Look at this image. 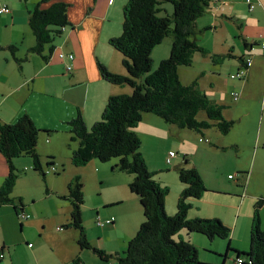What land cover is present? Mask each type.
Masks as SVG:
<instances>
[{
	"label": "crops",
	"instance_id": "obj_1",
	"mask_svg": "<svg viewBox=\"0 0 264 264\" xmlns=\"http://www.w3.org/2000/svg\"><path fill=\"white\" fill-rule=\"evenodd\" d=\"M64 1L71 4L69 20L72 26L65 28L62 35L54 40L53 51L46 47L43 54L39 55L30 52L37 42L28 21L30 12L39 0H0V7L7 6L10 9L9 13H0V45L17 47V58L26 59V62L18 64L9 51L0 54V124L15 123L26 115L33 120L40 130L37 152L43 170L47 172L45 180L42 177L44 182H36L41 174L34 170L33 160L30 157L14 159L13 165L20 176L13 197L21 198L24 212L30 218L20 219L19 211L13 205L0 206V244L6 254L0 264H119L114 259L103 260L94 249L107 254L121 253L145 220L138 197L129 189L132 178H121L122 182H106L110 178L109 166L98 160L78 167L79 170H71L70 182L67 178L66 182H56L55 178L47 179L48 174L56 173L49 168L51 165L62 166L64 169L74 167L72 152L80 144L79 141L70 144L72 135L69 122L77 117L78 112L83 114L88 127H91L101 119L109 97L132 93L129 86H116L104 81L98 67L100 62L112 73L128 75L122 54L112 49L109 41L122 34L123 12L129 0ZM251 2L255 4L253 11H249L248 0H211L208 11L197 21L198 43L211 54L231 55V58L214 63L210 57L199 54L204 59L201 67L196 68V54L193 65L180 67L179 74L185 85L198 80L201 89L208 96L209 92L214 93L211 99L225 107L224 116L228 120H244L243 116L249 110L253 115L258 106L262 108L260 117L255 118L256 129L252 133H249V127L246 131L244 127V130L229 141L220 134L212 136L216 144L222 142L224 146L229 142V147L236 148L238 152L249 147L257 157L264 151V0ZM171 44L172 40L154 51L158 57L166 58ZM61 53L75 56L70 73L66 70L70 61L62 60ZM47 57L48 60L45 59ZM240 57L250 58L253 65L245 78L237 80L231 76L237 74L241 68ZM228 60L236 63L231 62L230 67L226 68V79L221 71L225 63L230 62ZM183 68L193 70H181ZM183 74L188 78L186 82L182 79ZM201 78L211 79L209 87L207 82H200ZM233 92L239 94L238 105L231 98ZM234 108L240 111L231 113ZM140 124L135 131L142 139V147L145 132L150 134L158 131L169 136L170 145L165 147V152L158 159L160 164L157 168L150 163L146 152L142 151L149 169L154 173L161 172L158 168L164 167V163L167 164V157L173 152L174 139L185 142L197 140V135L190 130L164 124L160 118L150 113L144 115ZM250 134L254 137L252 144H249ZM204 147L207 151L213 150V147ZM185 154L183 156H188ZM175 158L172 162L178 164ZM50 162L52 164L48 165ZM194 167L201 174L199 168ZM9 172V164L0 153V188ZM111 172L118 171L113 168ZM91 174L101 182H88ZM76 176H80L84 183L85 197L93 192L102 197L99 202L89 207L85 205L84 197L83 226L91 246L88 249L80 246L79 231L67 227L73 208L65 197ZM201 176L204 179L203 174ZM21 179H26V182H19ZM159 180L165 178L160 176ZM184 188L182 184L180 190H174L173 194H178V198ZM235 192L239 194V191ZM210 197L206 194L202 200H192L189 217L220 219L232 229L231 247L237 251L248 252L254 213V210L251 213L250 200L245 202L242 199L241 202L223 204L218 199L211 200ZM176 200L173 196L166 200V211L170 215L176 212ZM220 207H224L225 211H217ZM261 210L264 229V212ZM98 218L114 219V222L99 227ZM195 235L197 234L185 237L193 244L196 242L205 247L204 252L207 254L201 256L199 253L202 264H235V253H227V250L224 252V247L220 249L214 244L203 245Z\"/></svg>",
	"mask_w": 264,
	"mask_h": 264
},
{
	"label": "trees",
	"instance_id": "obj_2",
	"mask_svg": "<svg viewBox=\"0 0 264 264\" xmlns=\"http://www.w3.org/2000/svg\"><path fill=\"white\" fill-rule=\"evenodd\" d=\"M165 3L173 5L172 14L167 12ZM210 3L211 0H129L123 12L122 35L110 40L111 47L122 54L128 75L112 73L100 62L98 67L104 81L111 85L129 86L132 93L109 97L101 119L91 127H88L80 111L69 122L72 140L80 144L72 152V164L83 167L93 160L108 163L119 159L114 168L133 176L129 189L138 197L144 214L145 220L137 234L121 253L107 254L94 249L103 260L114 259L119 264H202L199 250L185 237L200 234L209 241H229L227 253H235V264L239 259L242 264H264V229L260 215L264 199L258 198L254 206L250 250H234L231 247L232 229L220 219L189 217L191 201L202 199L208 189L199 171L190 166L187 158L185 166L179 169V179L185 188L179 196L177 212L173 215L167 213L169 188L154 180L155 173L148 167L141 151L142 141L135 131L144 114L150 113L167 124L204 136L203 131L212 127L225 136L232 132L236 121L226 119L225 107L212 100L201 89L198 80L185 85L179 74L180 67L193 65L196 54L210 57L214 63L231 58V55L211 54L198 43L197 21L208 11ZM70 8L71 4L64 0H39L28 19L37 42L30 49L31 53L42 55L46 47L54 50V40L62 35L65 28L72 26ZM163 10L166 15H162ZM166 39L172 40L170 55L152 72L153 50ZM3 51H9L18 64L26 62V59L17 58L18 48L15 46L0 45V54ZM248 60L251 59L239 58L240 70L248 68ZM73 62L70 61V64ZM201 111L206 113L207 121L198 119ZM39 135L40 130L27 115L15 123L0 124V153L10 168L0 188V206H15L20 219L25 212L21 198L13 197L20 176L13 161L30 157L34 170L45 180L47 172L43 170L37 152ZM84 197V183L80 176H76L65 197L73 208L67 227L79 231V244L88 249L91 246L83 226Z\"/></svg>",
	"mask_w": 264,
	"mask_h": 264
},
{
	"label": "rangeland",
	"instance_id": "obj_3",
	"mask_svg": "<svg viewBox=\"0 0 264 264\" xmlns=\"http://www.w3.org/2000/svg\"><path fill=\"white\" fill-rule=\"evenodd\" d=\"M164 5L169 14H172L174 12V7L171 3H165ZM162 15H166L165 10H163ZM123 19H124V13H123ZM121 35L122 34H120V36ZM120 36H115L113 38H117ZM170 40L171 39H166L165 41H163L162 44L158 45L154 50L155 51L159 50L160 48L164 47L166 44H169ZM109 44H110V41H109ZM154 50L152 53V57L154 60L152 72L158 68L161 61H163L164 59H167L170 55V52H169L166 58H160L158 57V54ZM117 54L121 57L119 53ZM203 59L204 58L198 54V57L196 58V65H195L196 68L201 67V63L203 62ZM231 62L236 63V61H230V62H226L225 65L223 66V69L221 71V73H223V78L227 79V74H225V70L226 68L230 67ZM202 69L204 68L202 67ZM66 70L68 73L72 71V70L69 71L67 69V66H66ZM181 70L190 71L193 69L183 68ZM183 76L184 78L182 79L184 82H186L188 78L184 74L182 75V77ZM235 79L239 80V78H235ZM207 80L204 78H201L200 82L202 81L203 83L207 82L206 83L207 87H209L208 85L211 79L208 78ZM214 95H215L214 93L209 92L210 98L213 97ZM231 98L234 99L233 96H231ZM234 100H235L234 102L237 103L238 102L237 100H239V98L237 100L236 99ZM238 104L239 103H237V105ZM261 110L262 108L258 106L257 109L254 111L253 115H251L252 113L249 110L247 115L243 116L245 118L244 120L239 121L238 118H236L235 119L236 125L234 126L232 132L227 136L220 134L218 129L212 127L210 129H205L203 131L205 133V136L197 133L196 131H190L192 134L197 135V140H193V141L191 140L189 142H185L178 138L174 139L172 151L176 153L177 158H175V160L177 159L178 164L177 163L174 164V162H172L171 165H167L166 163H164V167L162 166L163 168L162 167L158 168L162 171L155 173L153 177L154 180H156L157 182H165L166 184L165 183L164 184L162 183V184L169 188V194L167 197V201L172 196L177 200L179 199V197L177 198L178 194H173L174 190H180V188L182 187L181 181L179 179V169L184 167L182 166L184 164V160L186 158H190L191 166L198 167L201 174H203V177H204L203 181L206 185V188L209 191L206 194L211 196L210 197L211 200L218 199L219 202L223 204L224 203L233 204L237 201L241 202L242 199H244L245 202L250 200V204H251L250 209L252 213L257 199L264 197V151L260 152L257 157L252 152L253 150H251L249 147L245 148V150L241 152H238L236 148L229 147V145H231L229 142H227L228 145H224V146H222L223 145L222 142H220L221 144H216V141L213 142L212 136H216L217 134H220L222 138H225L227 141H229L233 138L235 134H238L242 130H244V127H245V131H246V128L249 127L251 129L249 133H252L254 129H256V126L254 123L255 118L260 117ZM239 111H240L239 109L234 108L231 110V113L236 114ZM146 114L144 115L146 116ZM232 117L234 118L235 116L232 115ZM198 119L201 121L208 120L207 115L204 111L200 112V114L198 115ZM160 120L164 122V124H167L163 119L160 118ZM150 134L154 136L155 138H152ZM150 134L148 132H145L143 134L144 143H143V147L141 151L144 150V152H146L147 157L150 158V161H151L150 163L154 165L155 168H157L158 167L157 165L160 164V161L158 159L165 152V147L167 145H170L168 141L169 136L164 133L158 132V131L157 132L154 131L153 133H150ZM250 135H251V138H250L249 144H252L254 137L252 134ZM72 141H70L71 145L75 143V141L73 142ZM205 145L213 147V150L212 151L205 150V147H204ZM177 153H179L180 155H178ZM185 153H187L188 156H183V155H186ZM118 163H119V159H112L110 162L104 163V165L109 166V171H110V178L107 179L106 182H122V179L125 178L126 180V178H129V177L133 179L132 175L123 174L119 171L115 173L111 172V169H113L114 166ZM177 165H181V166H177ZM256 166H258V168H255ZM56 167H55L56 173H52V175L48 174L47 179L55 178L54 180H56V182H66V178H67L68 181L70 182L71 175H72L71 170H79L78 167H75V166L72 167V169L71 168L64 169L62 166L60 167L56 166ZM57 169L59 170L58 173H57ZM253 170H254V174H253ZM150 171L154 172L152 170ZM160 176H163L165 180H159ZM34 177L36 178L35 175ZM25 180L26 179H21L19 182H26ZM36 182H44L41 175L37 177ZM88 182H101V181H99L95 177V175L91 174ZM235 191H239V194H237V192ZM85 199H86L85 205L89 207L90 205L99 202L102 199V197L97 195V192L95 193L93 192L91 195L86 196ZM177 200H176V204L178 202ZM262 210L264 212V209ZM217 211H225V208L224 207L217 208ZM176 212H177V206H176ZM195 236L200 240L201 243H204L203 245L211 246L212 244H214V246H219L220 249L224 247V252L227 250L229 246V241L218 239V240H215L214 242H211L207 239V237L203 235L197 234ZM249 243H250V240L248 241V244ZM194 244H196L195 246H197V249L199 250V253L201 254V256H205L204 254H207V252H204L205 247H203L202 245L196 242H194ZM206 251H209V250L206 249Z\"/></svg>",
	"mask_w": 264,
	"mask_h": 264
},
{
	"label": "built area",
	"instance_id": "obj_4",
	"mask_svg": "<svg viewBox=\"0 0 264 264\" xmlns=\"http://www.w3.org/2000/svg\"><path fill=\"white\" fill-rule=\"evenodd\" d=\"M248 1H249V3H250L249 11H253V10L255 9V4H253V3L251 2V0H248ZM9 12H10V9H9L7 6L0 7V13H9ZM263 46H264V44H263ZM60 58H61L62 60H68V61H74V60H75V56H74L73 54H66V53H61V54H60ZM247 63H248V64H247V65H248V68L250 69V68L252 67V65H253L252 60H248ZM248 68H242L241 70H239V71L237 72V74L232 75L231 77H232L233 79H235V78H239V79L244 78V76L248 73V70H249ZM67 69H68L69 71L72 70V69H73V65H72V64L67 65ZM232 96H233L234 99H236V100L239 98V94H238V93H234V92H233V93H232ZM175 157H176V153H175V152H170V153H169L168 160H167L168 164H171V163H172V160H173ZM52 171H56V168L53 167V168H52ZM21 218L24 219V220H28V219L30 218V215L24 213V214H22ZM113 222H114V219L102 220L101 218H98V220H97V225H98L99 227H104V226H106V225H111ZM5 256H6V254H5V252H4V248H3V246L0 244V260L5 259ZM237 263H238V264H242V260L239 259V260L237 261Z\"/></svg>",
	"mask_w": 264,
	"mask_h": 264
}]
</instances>
